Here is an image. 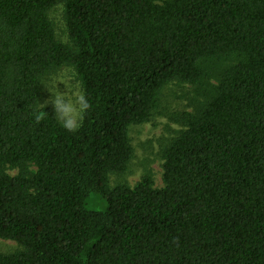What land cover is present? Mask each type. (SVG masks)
I'll return each instance as SVG.
<instances>
[{
    "label": "trees",
    "instance_id": "16d2710c",
    "mask_svg": "<svg viewBox=\"0 0 264 264\" xmlns=\"http://www.w3.org/2000/svg\"><path fill=\"white\" fill-rule=\"evenodd\" d=\"M59 1L0 0V239L24 249L0 264H264V0H65L75 51L48 17ZM64 65L91 105L75 133L51 108L36 120ZM171 83L201 100L164 187L112 189Z\"/></svg>",
    "mask_w": 264,
    "mask_h": 264
},
{
    "label": "rangeland",
    "instance_id": "374dc122",
    "mask_svg": "<svg viewBox=\"0 0 264 264\" xmlns=\"http://www.w3.org/2000/svg\"><path fill=\"white\" fill-rule=\"evenodd\" d=\"M59 3H63L65 6V0H60ZM50 21L55 29L56 40L60 42L57 35L58 25L55 21L51 19ZM69 41V44H62L75 51L70 36ZM50 77H55V82H50ZM56 84H58V89L65 93L67 88L72 90L77 84L83 89L75 68L72 65H64L54 70L42 81L38 105L40 109H42L40 103L45 104L46 101L52 98V94L48 89L53 92L58 91ZM198 100H201V98L196 95L194 88L187 84L171 83L162 90L159 107L150 122L143 125H134L129 129V137L134 149L133 158L125 173L109 176V185L112 189L118 186L135 188L145 177L152 178L154 188L164 187V152L183 130V126L177 118L185 112H192ZM45 108L53 109L51 104H46ZM32 171H35L34 167H32ZM18 173L19 169L9 170L11 176ZM86 206L90 210L104 211L107 203L97 196H92ZM23 250V247L15 241L0 239V253L2 254H15Z\"/></svg>",
    "mask_w": 264,
    "mask_h": 264
},
{
    "label": "clouds",
    "instance_id": "9594fccd",
    "mask_svg": "<svg viewBox=\"0 0 264 264\" xmlns=\"http://www.w3.org/2000/svg\"><path fill=\"white\" fill-rule=\"evenodd\" d=\"M49 19L55 21L58 25L57 35L61 43L69 44V36L67 31V23L65 20V6L63 3H58L49 10ZM50 82H55V77H50ZM58 84H56L57 87ZM58 89V87H57ZM52 94V98L46 101L45 104L40 103V107L43 111L36 115V120L40 121L46 114L44 108L46 104H51L54 109V120L59 124L61 128L69 133H75L81 127L83 119L90 109L91 105L87 98L86 93L77 84L74 89L67 92H61L59 89L53 92L48 89Z\"/></svg>",
    "mask_w": 264,
    "mask_h": 264
}]
</instances>
